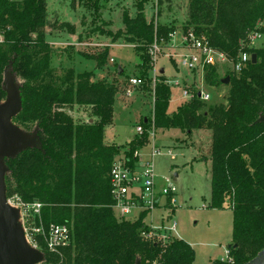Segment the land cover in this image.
Returning <instances> with one entry per match:
<instances>
[{"label":"trees","instance_id":"obj_1","mask_svg":"<svg viewBox=\"0 0 264 264\" xmlns=\"http://www.w3.org/2000/svg\"><path fill=\"white\" fill-rule=\"evenodd\" d=\"M92 6L97 14L96 1ZM135 9L133 18L123 12V30L107 35L133 45L148 70L150 48L167 45L175 28L148 22L143 0ZM46 26V0H0V104L7 71L13 81H22L17 87L21 110L12 122L36 138L35 147L2 160L5 195L40 203L45 226L66 224L72 233L61 257L43 250L41 264H193L194 252L186 242L161 244L142 237L148 232L145 213L134 222L114 217L109 173L121 148L105 145L103 135L113 122L116 89L91 82L86 72L74 76L67 70L55 80ZM182 32L204 39L233 62L240 53H248L250 61L238 75L224 76L228 93L218 106L206 107L193 97L169 115L170 89L164 79H156L153 117L141 124L143 130L152 125L187 136L198 130L211 133L209 208L226 206L232 213L226 262L213 264H245L264 247V49L249 47L254 35H264V0H188ZM101 55L98 66L108 53ZM223 79L215 67H204L207 87L221 86ZM73 106L90 108L92 122L75 124L72 112L64 111ZM146 137L127 145L130 162L135 144Z\"/></svg>","mask_w":264,"mask_h":264},{"label":"rangeland","instance_id":"obj_2","mask_svg":"<svg viewBox=\"0 0 264 264\" xmlns=\"http://www.w3.org/2000/svg\"><path fill=\"white\" fill-rule=\"evenodd\" d=\"M95 1L97 14H94L92 6ZM136 2L137 0H46L47 26L44 32L46 42L51 43L50 67L54 71V79L64 77L67 70H71L74 76L86 72L91 74V82L112 84L116 89L114 127L107 130L106 137L108 140L114 137L117 140L104 143L121 148V154L115 159L124 155L130 142L136 141V128L140 126L144 129L142 121H149L153 117L156 79H164L170 89L169 115L185 101L183 87L174 86L171 82L181 80L184 86L194 83V86L199 87L196 75L184 73L176 66V56L186 52L182 29L188 19V0H143L148 22L172 26L177 30L167 45H159L154 62L149 60L148 70L142 66L140 54L133 45L126 43L123 38L113 39L107 35L123 30L122 14L125 12L133 18L136 14ZM71 30L73 34H70ZM99 30L103 33L99 34ZM249 47L264 49V35H259ZM105 51L108 53L107 59L102 66H98L96 58L99 59ZM118 68L122 71L119 75L116 74ZM215 68L220 79L231 73L228 64L219 63ZM160 70H163V74H159ZM137 77L142 80V86H130L129 80ZM4 78L3 74V85ZM21 83L18 78L13 81L16 88ZM202 90L209 95V101L204 104L206 107L225 103L227 84L211 88L204 83ZM127 92L129 96H125ZM64 109L65 113L67 110L72 112L75 124L91 123L93 120L88 107L73 106ZM145 130L143 135L153 133L154 140L148 139L149 137L140 140L135 144L134 152L137 151L141 156L138 162L144 163L150 160L149 155L154 147L157 152L152 158V166L157 185H164L168 179L177 190L176 205L172 208V220L176 224L174 236L192 248L193 264L226 262L228 247L232 243V213L226 206L222 210L209 208L210 134L206 131H194L189 140L184 131L177 129L164 130L147 125ZM143 135L141 137L145 136ZM7 199L13 200L14 195ZM15 208L20 222L22 212ZM161 214L162 212L155 211L150 218H144V223L159 229ZM61 254L62 250L56 255L61 257Z\"/></svg>","mask_w":264,"mask_h":264},{"label":"built area","instance_id":"obj_3","mask_svg":"<svg viewBox=\"0 0 264 264\" xmlns=\"http://www.w3.org/2000/svg\"><path fill=\"white\" fill-rule=\"evenodd\" d=\"M258 36L254 35L251 42L256 40ZM173 37L174 33L170 36V40ZM182 39L186 46V52L176 56V66L184 73L196 75V83L199 84V87L198 85L194 86V83H191L189 86H184L181 81L171 83L174 86L181 85L183 87V97L188 101L193 97H196L204 104L209 101V95L202 90L205 66L216 67L219 63L228 64L230 66V72L238 75L250 61V55L248 53H240L236 61L233 62L225 54L212 48L207 41L202 38H197L191 32L183 33ZM159 48L157 44L152 45L150 48L148 54L152 62H154ZM110 61L112 62V60ZM129 85L132 87L142 86V80L139 78L130 79ZM125 96H129V92ZM151 127L153 128L152 125ZM143 131L140 126L136 128L137 138L143 135ZM148 137V139L154 140L153 133L148 135ZM127 150H125L124 155L122 154V156L114 160L110 169L111 205L109 208L118 221L125 222H134L143 213L148 216L155 211L162 212L160 215L161 226L159 229H155L153 226L144 223L148 228V232L143 233L142 237L145 240L166 244L169 240L175 239L176 224L172 219L173 209L176 205L175 198L177 190L168 179H166L163 186L159 187L157 185L152 166V158L157 152L154 147L149 155L150 160L144 163L138 162L141 156L137 151L133 152L132 162H130L125 155ZM6 200L10 207L14 209L17 207L22 212L21 221L18 223L23 231L25 242L31 249L40 254H43V250L48 253L57 254L62 249L70 246L72 242L70 227L66 224L54 223L45 226L41 220L40 210L42 205L40 203H25L16 195H14L13 200L7 198ZM168 200L169 203H167ZM228 262L231 263L230 260Z\"/></svg>","mask_w":264,"mask_h":264},{"label":"water","instance_id":"obj_4","mask_svg":"<svg viewBox=\"0 0 264 264\" xmlns=\"http://www.w3.org/2000/svg\"><path fill=\"white\" fill-rule=\"evenodd\" d=\"M255 62V56H251ZM122 71L117 69V73ZM160 74L163 73L161 70ZM5 100L0 104V264H38L42 254L31 249L25 242L23 231L18 223V211L10 207L6 200L2 160L12 158L29 147L36 146L35 137H27L13 124L12 120L21 110V101L11 75L5 71ZM229 78L223 79L227 84ZM147 122L146 119L143 120ZM245 264H264V247L254 258Z\"/></svg>","mask_w":264,"mask_h":264},{"label":"crops","instance_id":"obj_5","mask_svg":"<svg viewBox=\"0 0 264 264\" xmlns=\"http://www.w3.org/2000/svg\"><path fill=\"white\" fill-rule=\"evenodd\" d=\"M144 14H147V11H146V13H144ZM176 31H177V30L174 31V36H175L176 33H177ZM48 43H49V42H48ZM50 44H51V43H49V45H50ZM52 44H53V43H52ZM51 60H52V59H51ZM50 65H51V64H50ZM51 68H52V67H51ZM160 71H161V70H160ZM160 71H159V72H160ZM162 71H163V70H162ZM83 73H84V72H83ZM116 74L119 75L118 73H116ZM159 74H160V73H159ZM162 74H163V73H162ZM217 74H218V76H219V78H220V75H219V73H218V70H217ZM180 81H181V80H180ZM188 84H191V83H188ZM184 99H185V98H184ZM185 102H188V100L185 99V101H184L182 104H184ZM169 103H170V101H169ZM182 104H181V105H182ZM181 105H179V106H181ZM214 105H218V104H214ZM179 106H178V107H179ZM178 107H177V108H178ZM168 112H169V111H168ZM114 120H115V113H114V111H113V122H112V124H111L110 126H107V127H105V129H104V135H103V142H104V143H106L107 141L117 140L115 137H114V138H111L110 140H108L107 137H106V132H107V130H108V129H112V128L114 127ZM198 131H205V130H198ZM193 132H194V131H193ZM193 132H192V133H193ZM206 132H208V133L210 134V142H211V133H210L209 131H206ZM191 135H192V134H191ZM191 135H190V136H191ZM134 136H136V134H134ZM134 136H133V137H134ZM190 136H188V139H189ZM189 140H190V139H189ZM210 142H209V143H210ZM126 143H128V142H126ZM117 144H118V145H121V144H119V143H117ZM175 177H176V175H175ZM162 186H163V185H162ZM159 187H161V186H159ZM153 213H154V212H153ZM153 213H152L151 215H153ZM151 215H148V216L146 217V219H148V217L150 218ZM146 219H145V220H146ZM175 238L181 240L180 238H178V237H176V236H175Z\"/></svg>","mask_w":264,"mask_h":264}]
</instances>
